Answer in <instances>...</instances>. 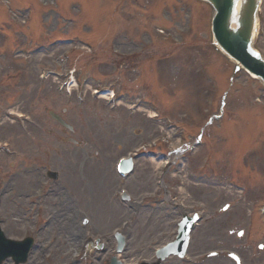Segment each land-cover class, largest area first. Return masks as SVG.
I'll return each mask as SVG.
<instances>
[{"label":"rangeland","instance_id":"374dc122","mask_svg":"<svg viewBox=\"0 0 264 264\" xmlns=\"http://www.w3.org/2000/svg\"><path fill=\"white\" fill-rule=\"evenodd\" d=\"M0 2L10 3V11L0 19V28L11 30L20 24L23 29L11 34L13 36L11 40L3 41V48L0 51V113L5 109L17 112L30 110V117L36 120L35 127L31 128L29 133L17 128L13 123L0 125V141H7L16 151L15 157L6 158L0 155V183L1 181L9 183L7 188L15 190L10 192L13 197H17L16 193L24 195L31 193L34 198L36 197V180L40 178V173L37 170H25V167L29 163L28 169L36 165L49 166L42 161V154L47 153L45 146L48 142L59 143L61 139L73 138L78 140V144L83 145L89 164L99 165L103 170L100 176H97L99 179L106 177L107 170H110V174L117 179L112 170L116 158L130 151L132 146L142 139H150L156 134L157 126H150L151 122L147 119L149 112L142 110L135 116H129L123 107L118 112L111 113L100 103L101 101L88 102L91 110L86 106L83 109L75 108L57 93V82L51 79L46 85L41 86L38 84V75L43 68L55 64L65 68H68L65 64H69L78 77L96 75L99 64H133L137 67L129 71L128 75L133 78L139 75V79L131 84V89H135L142 96L146 95L145 88H142L143 90L137 88L143 82L148 86V93L151 92V100L154 103V100H158L163 105L157 104L164 110V114H169L167 110L170 109L174 113L173 117L191 132V139L185 148L179 150L177 158L178 164L184 165L178 174H172V167H168L163 184L169 193L182 196L180 200H184V207L180 210L189 215L192 211H198L199 215L203 216L199 227L192 234L196 240L193 245L195 249L190 252L191 258L194 255L193 262L235 264L226 253L234 251L243 257V264H264L263 224L246 223L247 214L251 215V212L247 213L248 197L245 200L237 191L224 188L228 179L241 181L249 187L260 178L264 179V90L259 81L247 77L244 73L238 72L237 79L232 81L229 79L234 68L233 63L219 56V53L210 47L212 10L208 6L196 0H57L54 3L52 0H0ZM36 2L44 4L42 11L35 10L36 16L34 18L31 16L34 19L32 22H29L28 18L23 22L24 15L27 14L25 5L30 3L37 5ZM188 9H191L194 27L191 31L185 29V15ZM261 21V29L264 32V0ZM37 25L42 27L39 36L33 31ZM86 28L91 33L88 36L89 43L95 45L92 52L83 51L81 48L67 62V59L61 56L64 50L73 48L72 45H49L51 42L49 40L59 37L86 40L87 32H82V29ZM101 34L104 35L101 44L109 43L112 41L111 38L114 39L110 45L115 57L112 52L104 50L103 46L100 48L97 46L98 36ZM29 41H39L43 45H30ZM140 43L147 44L143 51H146V55L152 56L151 58L145 59L142 54L132 58V51H136ZM11 46L20 47V50L15 51L19 53L18 55L13 56L7 49ZM256 46L264 56V36L257 39ZM35 47L43 50L44 56L41 54L27 57L30 49ZM119 69L123 70L122 74L112 67L111 76H96L90 84L92 87L105 86L110 82H120L123 87L128 85L130 80L124 78L125 68ZM207 75L216 78L219 86L216 92L218 94L215 93L218 97L216 112H213L219 115V121L210 124H206L210 116L205 114L204 110L206 102L204 92L209 88ZM21 96L26 102L25 109L24 105L15 103ZM145 98L149 100L148 94ZM173 105L176 106L172 107ZM45 107L58 112L67 107L68 111L64 118L74 127L73 133L64 134L59 127L51 123L43 111ZM26 109L27 111H24ZM84 109L87 111H83ZM2 120L0 114V124ZM141 125H145V128L142 129ZM197 142H203V145L196 147L193 154L183 157L188 147L194 148ZM176 147L177 139L168 141L162 146L163 153ZM220 159L227 163L225 173L222 177L219 176L223 185L215 182L211 184L206 182V179L196 178L197 174L208 175L213 170L217 171L213 161ZM47 160L52 161L48 155ZM148 161L138 158L134 167L136 170L129 176V179L132 178V181L139 183L144 182L143 178L146 179V187L137 192L139 196H147L152 188L150 175L154 169L147 168V173L143 175L139 170L140 165L138 166L139 162L148 165ZM56 163L59 165L58 161ZM76 177L80 179L78 175ZM84 178L90 179L88 175ZM63 185L66 192L68 190L71 192L69 185ZM90 185L84 182L80 187L83 188L80 196L78 195L82 198L80 219L83 221L79 219L78 226H91L95 234L108 232L112 226L118 224L121 217L115 223L104 222L103 230L94 225L91 214L97 206L98 199L104 201L101 206H106L109 202L108 192L112 193L116 187L114 189L111 187L108 192L104 190L105 197L99 198L94 185L92 188L94 205L90 206L87 204L90 190H86ZM261 186H264L263 182L257 184L255 191L258 192ZM182 192L184 193L180 194ZM66 198L68 202L75 201L73 196ZM22 201L24 205L28 204L26 198ZM14 210L16 206L9 200L1 202L0 214L6 217L7 222L12 221L11 211ZM255 212L252 216L257 218L255 221H259V216ZM52 231L55 232V228ZM91 238L97 239L95 235ZM99 240L106 243L102 239ZM197 242L201 244L198 247ZM212 249H224L226 252L220 256L219 262L210 263L205 257V263H202L200 257ZM106 252L113 254V250L106 249ZM178 264L184 263L179 260Z\"/></svg>","mask_w":264,"mask_h":264},{"label":"water","instance_id":"95a60500","mask_svg":"<svg viewBox=\"0 0 264 264\" xmlns=\"http://www.w3.org/2000/svg\"><path fill=\"white\" fill-rule=\"evenodd\" d=\"M215 8L214 39L227 54L264 80V61L251 49L259 0H208Z\"/></svg>","mask_w":264,"mask_h":264},{"label":"bare ground","instance_id":"6f19581e","mask_svg":"<svg viewBox=\"0 0 264 264\" xmlns=\"http://www.w3.org/2000/svg\"><path fill=\"white\" fill-rule=\"evenodd\" d=\"M58 156L60 157L61 161L63 160L62 157H61V153L58 154ZM77 161L75 160H71V159H67L63 162L64 166H65V169H66V172L69 174V175H75L76 173L78 172H81V171H78L77 170ZM154 165H156L154 163ZM86 172H88V168L85 169ZM94 178L96 179V177L94 176ZM106 181V179H105ZM108 182V181H107ZM106 182V183H107ZM110 184L113 183V180H110L109 181ZM100 198V196H98ZM66 200H64L63 198H60L58 201H57V204L60 205V204H63ZM102 203V200L101 199H98V202H97V206L95 207V210L92 211V214H93V218H94V222L96 223L97 227L98 228H101L104 230L105 228V224L104 222H106V219L108 221H111V222H115L119 215L122 216L123 215V210L119 207H117L116 205L114 206H109L107 204L106 206V209H105V206H101L100 204ZM110 208V213L107 212V208ZM56 214H60L59 211H56L55 212ZM108 213V214H107ZM57 221V220H56ZM75 222V221H74ZM137 222V221H136ZM134 222V223H136ZM72 224L73 222H70L69 224L65 225V230L69 232V230L72 229ZM161 224H159L160 226ZM164 226V225H163ZM107 233V231L103 232L102 234L105 235ZM155 233V232H154ZM135 234V233H134ZM141 235V240H143L146 236H149L148 232L146 231L145 227H142V231L140 233ZM135 237V235H134ZM72 242V240H71ZM131 243H133V240L131 241ZM131 253L132 254H136V253H143V250L139 249V248H136L135 246L131 249Z\"/></svg>","mask_w":264,"mask_h":264}]
</instances>
